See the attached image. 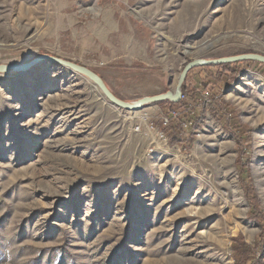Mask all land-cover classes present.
Instances as JSON below:
<instances>
[{"label": "rangeland", "instance_id": "1", "mask_svg": "<svg viewBox=\"0 0 264 264\" xmlns=\"http://www.w3.org/2000/svg\"><path fill=\"white\" fill-rule=\"evenodd\" d=\"M248 54L264 56V0H0V65L60 59L128 103L174 93L193 61ZM203 94L187 147L159 138L157 105L116 108L61 65L1 73L0 264H233L234 239L261 228ZM221 96L251 129L242 162L264 214V76Z\"/></svg>", "mask_w": 264, "mask_h": 264}, {"label": "trees", "instance_id": "2", "mask_svg": "<svg viewBox=\"0 0 264 264\" xmlns=\"http://www.w3.org/2000/svg\"><path fill=\"white\" fill-rule=\"evenodd\" d=\"M245 70L258 72L264 76V64L255 61L195 67L188 72L185 78L181 88V99L178 102L162 101L155 105L160 108L163 117L168 120L167 126L163 127L160 119L158 125L160 132L163 135L166 133L168 136L171 135L170 144H182L184 142L188 147L193 140V135H187L184 131L192 128L195 124L196 92L209 95L208 112L215 122L234 138L240 148L236 165L239 168V177L250 207L249 217L261 228V232L252 246L244 243L241 236L234 239L230 247L233 264H264L261 257L264 248V214L260 209L254 187L248 180V166L246 162H242L246 154L244 151L245 144L250 143L251 140V129L237 120L233 115L231 106L221 96L223 90L235 82ZM245 172H247L246 176H244Z\"/></svg>", "mask_w": 264, "mask_h": 264}, {"label": "water", "instance_id": "3", "mask_svg": "<svg viewBox=\"0 0 264 264\" xmlns=\"http://www.w3.org/2000/svg\"><path fill=\"white\" fill-rule=\"evenodd\" d=\"M47 60L49 62L61 65L73 73L79 74L85 77L87 80L92 82L103 94L104 98L116 108L125 110L127 112H138L143 110L146 106L151 104H156L162 101H170V102H178L181 99V88L185 81V78L188 72L198 66H206V65H216V64H227V63H235V62H244V61H255L261 64H264V56L256 55V54H248V55H240L234 56L229 58H223L214 61H203V60H196L193 61L185 66L183 69L176 90L174 93L167 92L165 94L153 96V97H145L142 98L134 103L124 102L123 100L117 98L113 93L106 87L103 80L94 72L78 66L76 64L66 62L60 59L52 58L49 56H40L39 58L35 59L34 61L25 64V65H0V74L5 73L7 71L19 70V71H26L33 67L34 65L38 64L41 61Z\"/></svg>", "mask_w": 264, "mask_h": 264}, {"label": "built area", "instance_id": "4", "mask_svg": "<svg viewBox=\"0 0 264 264\" xmlns=\"http://www.w3.org/2000/svg\"><path fill=\"white\" fill-rule=\"evenodd\" d=\"M203 96H204V99H208V96H209V95H208L207 93H204ZM174 116L176 117L177 115L175 114ZM161 121H162V126H163V127H166L167 124H168V120H167L166 118L163 117V118L161 119ZM152 127H154V126L151 125V128H152ZM136 130L139 131V127H137ZM159 133H160V134H159V138L164 140V137H165V136H164L161 132H159Z\"/></svg>", "mask_w": 264, "mask_h": 264}]
</instances>
